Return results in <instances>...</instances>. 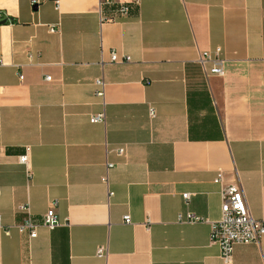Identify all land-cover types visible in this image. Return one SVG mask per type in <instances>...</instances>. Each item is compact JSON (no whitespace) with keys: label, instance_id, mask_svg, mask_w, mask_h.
<instances>
[{"label":"crops","instance_id":"1","mask_svg":"<svg viewBox=\"0 0 264 264\" xmlns=\"http://www.w3.org/2000/svg\"><path fill=\"white\" fill-rule=\"evenodd\" d=\"M56 1L0 0V264H264V237L231 262L210 240L223 185L264 219V0ZM217 47L224 74L207 76L199 57Z\"/></svg>","mask_w":264,"mask_h":264},{"label":"built area","instance_id":"2","mask_svg":"<svg viewBox=\"0 0 264 264\" xmlns=\"http://www.w3.org/2000/svg\"><path fill=\"white\" fill-rule=\"evenodd\" d=\"M99 8L102 13L103 7L108 5L116 4V0H99ZM40 0H31L32 5H37ZM138 2V0L136 1ZM57 7H59V1H56ZM132 9L131 3H122L118 6L117 11L122 16H127ZM103 21H111L110 17L102 16ZM6 20L7 22H12L10 16L5 13V11L0 10V22ZM49 29L51 32L57 31V27L50 25ZM222 49L217 47L212 51H205L201 53L199 57V63L202 65L206 75L224 74V63L225 58L221 56ZM125 60H130L129 56L124 57ZM118 53L113 51L111 54V61H118ZM20 78L23 79L24 76L21 74ZM47 80L51 79V76L46 77ZM95 95L99 97L103 103H105V94H106V82L103 77H98L95 79ZM151 115L155 116V111L151 109ZM93 123H105L106 113L101 111L97 114H94L90 118ZM118 155L126 154V149L121 147L116 150ZM21 163L30 167V147L27 148V152L19 156ZM112 162H108V168L113 167ZM104 181L108 183V176L104 177ZM214 181L216 183H224V174L222 171H218ZM191 193H185L184 197L189 199ZM57 202H53V205L47 210L44 215V224L50 228L54 229L57 227L61 221L55 211V206ZM20 209L26 213L25 218L21 223H18L16 226L21 232L28 231L32 238L36 237L38 234L37 227L38 225L34 222L30 207L28 205L20 206ZM179 219L189 221V222H198L201 220V217L197 216L194 213L188 212L184 217L180 215ZM125 222L130 223V215L125 216ZM0 227H4L3 219L0 214ZM7 233L10 232V229H5ZM264 237V219L258 220L253 217L246 197L243 186L241 183H231L223 185L222 188V207H221V217L211 222V235L210 240L211 244L218 245L221 250V257L227 261L231 262L233 257V251L236 245L239 244H248V243H259ZM107 248L102 246L98 249L99 255L107 254Z\"/></svg>","mask_w":264,"mask_h":264},{"label":"water","instance_id":"3","mask_svg":"<svg viewBox=\"0 0 264 264\" xmlns=\"http://www.w3.org/2000/svg\"><path fill=\"white\" fill-rule=\"evenodd\" d=\"M7 21L6 20H4V21H2V22H0V24H2V23H6Z\"/></svg>","mask_w":264,"mask_h":264}]
</instances>
